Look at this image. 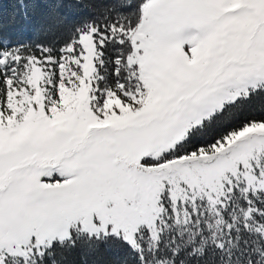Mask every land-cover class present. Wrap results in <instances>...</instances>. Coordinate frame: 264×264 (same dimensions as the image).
<instances>
[{
  "label": "snow or ice",
  "instance_id": "obj_1",
  "mask_svg": "<svg viewBox=\"0 0 264 264\" xmlns=\"http://www.w3.org/2000/svg\"><path fill=\"white\" fill-rule=\"evenodd\" d=\"M0 264H264V0H0Z\"/></svg>",
  "mask_w": 264,
  "mask_h": 264
}]
</instances>
